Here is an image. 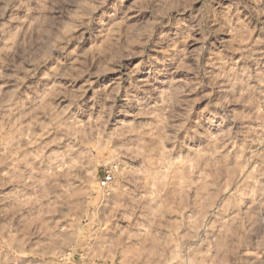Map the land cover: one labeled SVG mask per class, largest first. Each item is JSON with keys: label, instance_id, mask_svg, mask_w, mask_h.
I'll return each mask as SVG.
<instances>
[{"label": "rangeland", "instance_id": "1", "mask_svg": "<svg viewBox=\"0 0 264 264\" xmlns=\"http://www.w3.org/2000/svg\"><path fill=\"white\" fill-rule=\"evenodd\" d=\"M0 264H264V0H0Z\"/></svg>", "mask_w": 264, "mask_h": 264}, {"label": "built area", "instance_id": "2", "mask_svg": "<svg viewBox=\"0 0 264 264\" xmlns=\"http://www.w3.org/2000/svg\"><path fill=\"white\" fill-rule=\"evenodd\" d=\"M112 181V176L109 173H104L100 179L99 186L106 188Z\"/></svg>", "mask_w": 264, "mask_h": 264}]
</instances>
